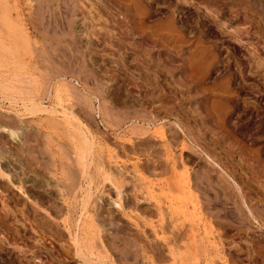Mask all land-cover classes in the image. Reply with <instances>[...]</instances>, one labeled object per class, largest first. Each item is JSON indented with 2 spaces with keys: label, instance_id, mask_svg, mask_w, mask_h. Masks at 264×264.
Wrapping results in <instances>:
<instances>
[{
  "label": "rangeland",
  "instance_id": "1",
  "mask_svg": "<svg viewBox=\"0 0 264 264\" xmlns=\"http://www.w3.org/2000/svg\"><path fill=\"white\" fill-rule=\"evenodd\" d=\"M0 264H264V0H0Z\"/></svg>",
  "mask_w": 264,
  "mask_h": 264
},
{
  "label": "bare ground",
  "instance_id": "2",
  "mask_svg": "<svg viewBox=\"0 0 264 264\" xmlns=\"http://www.w3.org/2000/svg\"><path fill=\"white\" fill-rule=\"evenodd\" d=\"M17 134V133H16Z\"/></svg>",
  "mask_w": 264,
  "mask_h": 264
}]
</instances>
